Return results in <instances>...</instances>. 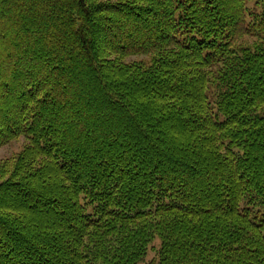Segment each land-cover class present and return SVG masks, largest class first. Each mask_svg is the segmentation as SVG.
Listing matches in <instances>:
<instances>
[{"label":"trees","instance_id":"trees-1","mask_svg":"<svg viewBox=\"0 0 264 264\" xmlns=\"http://www.w3.org/2000/svg\"><path fill=\"white\" fill-rule=\"evenodd\" d=\"M249 1L0 0V264H264Z\"/></svg>","mask_w":264,"mask_h":264},{"label":"rangeland","instance_id":"rangeland-1","mask_svg":"<svg viewBox=\"0 0 264 264\" xmlns=\"http://www.w3.org/2000/svg\"><path fill=\"white\" fill-rule=\"evenodd\" d=\"M253 2H254V0H251V1H249V4L250 5H252L253 6ZM245 43H252L253 41H254V38L253 37H251V36H246V37H244L243 39H242ZM150 59H151V56H150V54H137V55H130V56H127L126 58H125V60H128V61H133V60H143V61H145V62H149L150 61ZM83 76H80V78L81 79H83L82 78ZM80 78H77V79H80ZM152 91V90H151ZM88 103V102H87ZM94 103L96 104V105H98L99 106V104H98V102H96V101H94ZM92 112H96V109H94L93 108V106L91 107V108H89ZM95 110V111H94ZM108 111V110H107ZM110 111V110H109ZM73 112V111H72ZM99 112V114H101V113H104L103 111H98ZM105 113H107V112H105ZM105 113H104V115H105ZM114 114H113V117H116V119L117 118H123L124 117V114H122L121 112H118V111H114L113 112ZM76 115H77V117H78V115H79V113L77 114L76 113ZM76 115H75V113H74V115H73V117L72 118H75L76 117ZM103 115V116H104ZM70 119V116L69 117H67V119ZM102 118H103V120H102ZM101 119L100 118H97L99 121H101L102 123H104L105 122V120H108V121H106L107 122V124L109 123V121H115V120H113V119H106L105 117H102ZM105 118V119H104ZM60 121H63L64 122V120H66L64 117L63 118H61V119H59ZM95 130H93V129H90V132H93V133H101L102 131H105V128H100V127H96V128H94ZM163 131H168V130H163ZM157 137V136H156ZM158 138V137H157ZM176 139H177V137L176 136H173V137H171L170 138V143L168 144V145H166V146H164V147H162L163 149H166L167 151H169V153H171V154H173V155H175L176 157H179V159H181V160H185L186 159V157L184 156V155H181L180 153H176L175 151L174 152H172L173 150H174V147H175V141H176ZM27 144V140H26V138L24 137V136H20V137H18V138H16V139H13V140H11V141H9L8 143H6V144H4V145H2V146H0V163L2 162V161H4V160H6V159H8V158H12V157H15V156H17V154L20 152V151H22L23 149H24V147H25V145ZM132 149H134V147L132 148ZM171 151V152H170ZM261 162V161H260ZM262 164H261V166H262V168H264V158H263V160H262ZM209 163H211L212 165H214L215 163L213 162V161H207L206 162V164H208L209 165ZM197 165H198V169H199V172H198V174L199 173H201V175L202 176H207L208 174L204 171V170H202L201 168H200V166H199V164L197 163ZM186 170H189L188 168L186 169ZM195 173H197V172H195ZM209 183V182H208ZM210 184V183H209ZM6 196H1V198H0V201L1 200H5L6 201ZM159 246H160V239L157 237V238H155V240L152 242V244L150 245V248H149V250H148V253H147V255L144 257V260H142L139 264H147V262L150 260V259H152L155 255H156V252H157V249L159 248Z\"/></svg>","mask_w":264,"mask_h":264}]
</instances>
